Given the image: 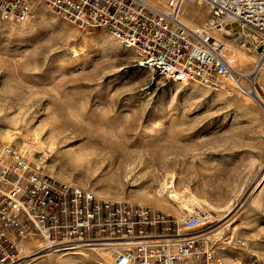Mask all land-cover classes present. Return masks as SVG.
Wrapping results in <instances>:
<instances>
[{
	"label": "rangeland",
	"instance_id": "374dc122",
	"mask_svg": "<svg viewBox=\"0 0 264 264\" xmlns=\"http://www.w3.org/2000/svg\"><path fill=\"white\" fill-rule=\"evenodd\" d=\"M185 8L206 26L207 3ZM35 15L28 22L0 20V142L9 131L51 140L54 151L45 149L43 159L26 152L43 162L44 172L178 218L200 214L204 223L194 231L209 240L219 264H264L258 43L242 46L235 40L240 25H229L228 38L249 56L242 65L232 60L235 80L251 90L222 87L223 78L207 88L140 67L139 56L105 30H83L45 7ZM251 73L255 85L246 78ZM187 203L194 211L183 209ZM239 239L246 243L239 246ZM82 249L89 256L75 257L76 264H114L108 249ZM30 252L31 259L37 248Z\"/></svg>",
	"mask_w": 264,
	"mask_h": 264
},
{
	"label": "built area",
	"instance_id": "2783aa9c",
	"mask_svg": "<svg viewBox=\"0 0 264 264\" xmlns=\"http://www.w3.org/2000/svg\"><path fill=\"white\" fill-rule=\"evenodd\" d=\"M205 2V29L187 24V5ZM165 12L144 0H0L1 21H26L45 7L83 30L102 29L138 56V65L172 80L217 88L238 72L225 58V44L258 43L264 64V0H169ZM249 30L253 31L251 34ZM257 75V74H256ZM252 73L246 78L253 80ZM200 214L178 218L141 203L112 200L44 172L14 143L0 142V264H20L23 242L39 240L42 251L63 254L82 246L109 249L114 264H219L213 246L194 228ZM239 246L246 242L237 241Z\"/></svg>",
	"mask_w": 264,
	"mask_h": 264
},
{
	"label": "bare ground",
	"instance_id": "6f19581e",
	"mask_svg": "<svg viewBox=\"0 0 264 264\" xmlns=\"http://www.w3.org/2000/svg\"><path fill=\"white\" fill-rule=\"evenodd\" d=\"M144 1H146L147 3L157 7L158 9H160L162 11H165V12L169 11V4H168L169 0H144ZM185 11H187V10L185 9ZM34 17H36L35 14L33 16H29L26 19V21L27 22L31 21ZM182 18L186 23L187 22L190 23L191 26H195L199 29H205L206 28V26L199 25V24L195 23L191 18H189L186 15V13L183 14ZM221 31H222L221 28L215 29L212 32V34L217 38H221L220 37ZM223 42L225 44L224 53H225V56L227 57L226 60L228 61L229 65L233 69H235V68L233 67L234 65L232 63V60L237 61V64H241V65L247 63V61L249 60V56L247 54H245L243 51H238L232 42H228V41H223ZM257 68H260V71L264 70V64H260V63L258 64L257 63ZM222 83H223V84H221L222 87H238V88H243L245 90H251V89H246L243 86V79H241L240 81L237 82V80H235V78L232 76H224L222 79ZM252 90H254V89H252ZM257 96L259 97L260 95L257 94ZM2 137H3L4 141L9 142V143H11V142L13 143L14 141L17 140L18 143H20L21 146L23 147L24 151L27 152L28 154H30V156H33L36 153L43 154L41 159H43L46 156L45 149L48 148L50 151L51 150L54 151L55 145L51 140H41L37 137L36 134L35 135H32V134L31 135H22L21 137H19V136H14L12 134V132L9 131V132L4 133L2 135ZM178 198H179V196H178ZM186 206L187 207L183 208L184 210L188 209V210L192 211L193 210L192 206H194V204L192 206L191 205L188 206V203H187ZM194 229L196 230V228H194ZM194 229H192V230H194ZM42 246L43 245L39 240H30L29 242H23L22 245L20 246L21 255L26 254L25 256H23V258L25 257V258L30 259V257L33 256V254H30L31 253L30 249L33 247L37 248V252H36L37 255H35V257L31 258L30 260L25 259V261H23L24 264H76L73 260L75 257L77 258L79 255L89 256L87 253L82 251L83 250L82 246H78V247L71 249V252H69V253L58 254V257H56L57 255H55V253H53V252L45 251V252L40 253V251H42ZM92 249L97 250L98 248H92ZM109 251L111 252V250H109ZM109 251L108 252L106 251L104 253L109 256ZM113 257H114V255H113ZM106 259H107V256H106ZM97 263L102 264L100 261Z\"/></svg>",
	"mask_w": 264,
	"mask_h": 264
},
{
	"label": "crops",
	"instance_id": "0c3cea01",
	"mask_svg": "<svg viewBox=\"0 0 264 264\" xmlns=\"http://www.w3.org/2000/svg\"><path fill=\"white\" fill-rule=\"evenodd\" d=\"M186 9V8H185ZM184 9V10H185ZM231 36V35H230ZM221 37V39L223 40V41H228V42H232L233 40H234V38H228L229 36H227V35H221L220 36Z\"/></svg>",
	"mask_w": 264,
	"mask_h": 264
},
{
	"label": "water",
	"instance_id": "95a60500",
	"mask_svg": "<svg viewBox=\"0 0 264 264\" xmlns=\"http://www.w3.org/2000/svg\"><path fill=\"white\" fill-rule=\"evenodd\" d=\"M262 49H263V47H262V46H260V47L258 48V52H261V51H262Z\"/></svg>",
	"mask_w": 264,
	"mask_h": 264
}]
</instances>
